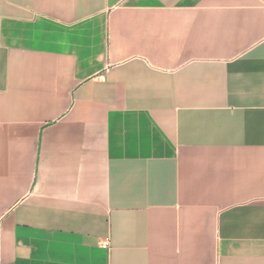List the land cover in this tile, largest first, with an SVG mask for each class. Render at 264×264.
Wrapping results in <instances>:
<instances>
[{
    "label": "crops",
    "instance_id": "1",
    "mask_svg": "<svg viewBox=\"0 0 264 264\" xmlns=\"http://www.w3.org/2000/svg\"><path fill=\"white\" fill-rule=\"evenodd\" d=\"M0 264H264V0H0Z\"/></svg>",
    "mask_w": 264,
    "mask_h": 264
}]
</instances>
